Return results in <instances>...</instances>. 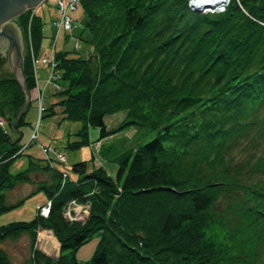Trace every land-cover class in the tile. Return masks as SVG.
Segmentation results:
<instances>
[{
  "label": "trees",
  "instance_id": "obj_1",
  "mask_svg": "<svg viewBox=\"0 0 264 264\" xmlns=\"http://www.w3.org/2000/svg\"><path fill=\"white\" fill-rule=\"evenodd\" d=\"M187 2L78 0L71 50L52 43L62 90L44 96L40 120L80 124L66 148L92 144L88 128L98 129L94 144L130 128L136 139L155 134L126 148L100 144L104 165L89 172L83 162L58 169L50 144L39 148L53 149L48 163L43 155L16 162L29 147L26 115L37 113L28 53H41L46 22L29 11L14 20L31 100L10 128L24 97L10 73L0 78V217L39 192L40 206L50 202L45 218L36 205L29 221L0 226V244L27 237L22 264H264V0H228L222 13ZM117 113L120 123L107 127ZM33 173L46 179L7 204L4 192L31 184ZM69 202L89 205L84 223L63 220ZM38 230L59 244L55 259L36 249ZM93 237L92 256L79 263L75 251ZM0 264H11L1 249Z\"/></svg>",
  "mask_w": 264,
  "mask_h": 264
},
{
  "label": "rangeland",
  "instance_id": "obj_2",
  "mask_svg": "<svg viewBox=\"0 0 264 264\" xmlns=\"http://www.w3.org/2000/svg\"><path fill=\"white\" fill-rule=\"evenodd\" d=\"M55 2L56 0H45L39 6H37L36 9L29 11L30 16H33V14L35 13L37 15H41L43 13L44 16L43 19L46 22L44 29L45 38L41 43V53L37 55L36 57L37 60L40 59L41 56L40 54H42V52L43 53L47 52L46 50L49 48L48 45H51L53 43L52 41L54 40V38L56 39L55 50H71L70 47L71 42L69 41V39L71 36L75 38L82 27L81 26L82 23L80 19L81 13L77 8V10L72 14V18L73 20H75V25H73L72 22V29L70 31V33L72 32L71 36L69 35L70 33L61 32V34L57 36L58 38H56V36H54L56 32H54V30L49 25L50 18L55 15V10H54ZM217 8L218 7H215L213 13L217 10ZM199 12L206 13V11L204 10ZM48 36H50L51 40L48 38ZM62 36H64L65 41L62 40L61 38ZM75 48H78V41L75 44ZM22 54H23V50H22ZM84 54H87V52H85ZM46 69H47L46 67H43L39 64H37L35 69L37 84L39 88L44 90L43 93L44 96L50 92H56L62 90L59 80H58V90L53 89L52 87L49 86H45V80L48 75ZM7 73H9V71L6 66V62L4 60V62L0 65V78L5 76ZM36 115H37L36 110H34L33 108L27 113L25 121L29 123L30 126H25L22 129L21 143H26L29 140L28 138L32 133L33 129L35 128L37 122ZM122 118H123V113H117L113 116L106 117L104 119V123L107 127L109 126L115 127L120 123ZM39 120H40V116H39ZM53 123H57V117L45 118L39 121L37 126L38 134L35 143H32L27 149H25L24 156L19 158L16 162L22 165H27L26 163L27 156L31 155L36 158L42 157V153H40L41 151L39 150L40 146L50 144L57 153L63 155L65 158V163L60 166H57L58 169L68 170L72 165L83 162L84 165L86 166L87 172H89L92 168L102 167L104 165V163L101 160H98V156L96 154V151L100 144L126 148L129 146H133L135 143H138L139 145L145 144L148 141H150L155 135L152 132L151 133L147 132L144 135H142L140 138L136 139L135 138L136 129L130 128L128 130L116 134L113 137H109L105 140H102L94 144L95 140L98 137V129L88 128L87 129L88 140L92 144H90L87 147H82L78 150H71L66 148V143L78 140V138L75 137L74 134L80 129V124L66 122V121L60 122L57 125H54ZM10 128H12V125L10 126ZM9 137L11 140H14L15 134L11 133ZM40 166H42V163H40ZM16 167H19V164H16ZM104 168H106V166ZM29 177L31 180V184H17L13 190L4 192L7 204H13L17 200L26 197L30 192H32L35 189V183L42 180L44 181L46 179V175L41 173H36V174L33 173ZM43 202H44V198L40 192L29 196V198H27L24 201L23 205L0 217V226L15 221H29L34 215L35 206L37 205L40 208L41 207L40 205H42ZM47 203H49L48 208L50 209V202ZM47 203H45V206L47 205ZM70 203L71 202L67 203V206ZM76 205L82 208L77 207L73 212L72 211L70 212V206L68 208L66 205L63 207L61 216L65 222L69 224L70 223L82 224L87 219L89 205L87 203L76 204ZM69 212L71 213L70 215ZM38 215L42 218H45L47 216L45 214L43 215V213L42 214L39 213ZM63 216L67 217V219L71 222L66 221V219ZM96 244H97V238L96 237L91 238L87 243H85L77 251H75L74 255L76 260L79 263L87 262L92 256ZM28 246L29 243L27 237L22 236L14 242H5L3 244H0V249L7 255L11 264H22L28 258L29 255ZM35 247L45 256L49 257L50 259H55L58 254L59 244L54 239L51 232L38 230L36 233Z\"/></svg>",
  "mask_w": 264,
  "mask_h": 264
},
{
  "label": "built area",
  "instance_id": "obj_3",
  "mask_svg": "<svg viewBox=\"0 0 264 264\" xmlns=\"http://www.w3.org/2000/svg\"><path fill=\"white\" fill-rule=\"evenodd\" d=\"M78 5V0H56L55 2V15L53 17L50 18L49 21V25L50 27L54 30V32H56V34H54V36H56V38H58L57 36L59 34L62 33H70L71 29H72V20L70 18V15L72 13L75 12L76 7ZM226 4H222L220 6H218L217 10L214 13H221L224 10ZM188 7L191 8V0H188ZM210 9L211 12H213V10L215 9V7H208ZM218 11V12H217ZM56 41V39L54 38L53 43ZM53 45L50 48V51L48 52V54L46 56L41 57L39 60L36 59V57L33 55V52L31 51V49H29V58H30V64L32 67V74H33V81H34V87H33V99L36 101L37 104V122L35 125V128L33 129L32 133L29 136V140L25 143L24 148H27L28 146H30L32 143H35V140L37 138V126L39 123V116H41L43 110L42 107V101L44 99V90L38 87L37 84V79H36V73H35V69L37 64L42 65L44 67H46L48 75L47 78L45 80V86H49L52 87L53 89L58 90V80H59V75L56 72V64L53 60ZM5 122L3 120L0 119V127H4ZM41 152L43 155V158L45 159V161L48 163L50 160V157L48 155V153L53 154V149L51 147H48L46 149H42L41 147ZM57 163L59 164H64L65 163V159L63 157V155L59 156V155H53V158ZM65 177V175H63V178ZM48 204L45 206H41L39 208V213L43 215H47L48 213ZM67 206V205H66ZM70 206V212L74 211L77 207L76 203L71 202L67 208ZM82 208V207H79ZM88 211V210H87ZM69 212V215L71 214ZM86 212V211H84ZM87 214V213H86ZM64 217V216H63ZM66 219V221L71 222L67 219V217H64Z\"/></svg>",
  "mask_w": 264,
  "mask_h": 264
},
{
  "label": "water",
  "instance_id": "obj_4",
  "mask_svg": "<svg viewBox=\"0 0 264 264\" xmlns=\"http://www.w3.org/2000/svg\"><path fill=\"white\" fill-rule=\"evenodd\" d=\"M43 1L45 0H0V65L5 60L13 81L24 97L23 104L12 126L18 122L30 101L23 74L21 33L14 20L26 11L36 9Z\"/></svg>",
  "mask_w": 264,
  "mask_h": 264
},
{
  "label": "bare ground",
  "instance_id": "obj_5",
  "mask_svg": "<svg viewBox=\"0 0 264 264\" xmlns=\"http://www.w3.org/2000/svg\"><path fill=\"white\" fill-rule=\"evenodd\" d=\"M227 2H228V0H191V9L193 11L195 9H197L199 11H203L205 9V7H210V6L211 7H218V6L225 4ZM23 41H24V39H23Z\"/></svg>",
  "mask_w": 264,
  "mask_h": 264
}]
</instances>
